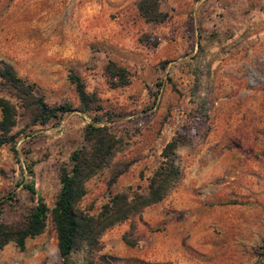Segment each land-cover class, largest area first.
Here are the masks:
<instances>
[{
	"label": "rangeland",
	"instance_id": "rangeland-1",
	"mask_svg": "<svg viewBox=\"0 0 264 264\" xmlns=\"http://www.w3.org/2000/svg\"><path fill=\"white\" fill-rule=\"evenodd\" d=\"M136 1L0 0V59L46 103L71 107L0 146V200L15 199L1 219L16 221L34 202L19 184L29 179L25 165L52 206L58 167L94 113L78 110L71 71L117 139L78 208L96 214L109 194L143 192L163 145L182 141L177 184L106 229L101 252L113 264H264V0H159L168 18L156 28ZM108 59L127 71L125 86L106 75ZM25 120L19 112L13 131ZM208 131L222 133V146L193 165ZM0 264H60L49 214L23 250L11 242L0 249Z\"/></svg>",
	"mask_w": 264,
	"mask_h": 264
},
{
	"label": "trees",
	"instance_id": "trees-1",
	"mask_svg": "<svg viewBox=\"0 0 264 264\" xmlns=\"http://www.w3.org/2000/svg\"><path fill=\"white\" fill-rule=\"evenodd\" d=\"M136 10L147 23L158 24L168 18L167 12L159 7V0H137ZM104 71L110 79H115L112 82L115 87L129 82L125 68L110 59ZM67 80L73 85L78 110L94 113L82 129L80 144L71 151L67 162L58 167L59 187L51 207H47L37 195L33 170L31 165H25L29 179L25 181L22 175L19 184L35 199L16 221L4 222L0 210V249L11 242L18 250H23L26 239L43 232L49 214L60 264H77V261L81 264H113L110 257L101 252L100 235L136 215L144 207L160 201L177 184L181 172L175 150L182 141L174 136L163 145L159 153L160 161L147 178L143 192L127 189L109 194L97 213L89 214L77 206L85 193L84 184L107 165L116 149L117 139L105 125L106 119L96 113L99 106L95 95L85 91L79 77L71 71ZM70 110V105L66 103H46L33 83L20 77L9 62L0 59V146L14 145L24 127L45 125ZM19 112L26 120L22 127L13 131ZM14 202L12 196L4 198L0 200V209L4 205L13 207Z\"/></svg>",
	"mask_w": 264,
	"mask_h": 264
},
{
	"label": "crops",
	"instance_id": "crops-1",
	"mask_svg": "<svg viewBox=\"0 0 264 264\" xmlns=\"http://www.w3.org/2000/svg\"><path fill=\"white\" fill-rule=\"evenodd\" d=\"M154 25H155L154 27L156 28V27H159L160 24L158 23V24H154ZM215 134H219V136H215ZM221 134L222 133L217 132V131H208L205 135H203L202 140L198 143L199 144L198 147H200V148L198 149V152L196 154V157H195V160L193 162V165H202L199 162V158L200 157L203 156L204 158H208L210 156L209 151L211 149H214L215 147H218V146L219 147L222 146L221 145L222 142H219V141L215 140L216 138L223 137ZM208 165H210V164H208Z\"/></svg>",
	"mask_w": 264,
	"mask_h": 264
}]
</instances>
